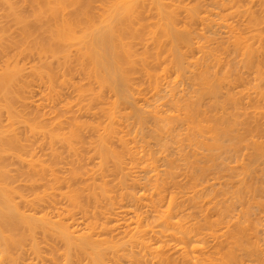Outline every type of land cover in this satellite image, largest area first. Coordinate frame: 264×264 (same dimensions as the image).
Returning <instances> with one entry per match:
<instances>
[{
    "label": "bare ground",
    "instance_id": "bare-ground-1",
    "mask_svg": "<svg viewBox=\"0 0 264 264\" xmlns=\"http://www.w3.org/2000/svg\"><path fill=\"white\" fill-rule=\"evenodd\" d=\"M0 264H264V0H0Z\"/></svg>",
    "mask_w": 264,
    "mask_h": 264
}]
</instances>
